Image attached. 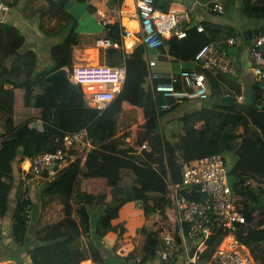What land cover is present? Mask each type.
Returning a JSON list of instances; mask_svg holds the SVG:
<instances>
[{
	"label": "trees",
	"instance_id": "16d2710c",
	"mask_svg": "<svg viewBox=\"0 0 264 264\" xmlns=\"http://www.w3.org/2000/svg\"><path fill=\"white\" fill-rule=\"evenodd\" d=\"M157 2L166 10L172 0ZM241 6L247 18L264 19V0H242ZM28 8L31 9L30 15H37L40 19L38 28L51 38L50 64L38 69L33 60L29 79L8 78L6 83L9 86L0 85V209L6 210L8 199V186L2 178L11 170L14 172L12 167L19 154L23 161L40 151H55L62 145L63 130L83 127H88L93 147L83 159L72 161L50 182L49 190L61 196L64 206L60 219L34 228L30 224L28 209L32 200H18L7 234L0 230V256L12 249L26 251L32 264H75L88 257L82 247L74 245L83 238L89 257L96 264H108V257L92 238V227L95 226L100 237L111 230L116 233L112 250L117 254L118 262L125 263L128 259L117 252L128 242V228L123 222L111 221L119 216L122 205L143 199L145 223L138 229V234L145 236L146 240L141 263L161 264L159 232L163 227L159 223L160 215L172 207L168 178L181 180L183 164L206 154L221 153L225 157L224 151L230 150L241 157L243 146L249 141L264 147L259 130L239 110V103L216 105L217 94L241 96L242 71H205L210 99L204 102L198 113L185 112L160 125L157 115L164 99L153 92L149 73L144 69L138 81L137 105L153 117L156 129L151 130L148 141L151 151L135 161L131 155L142 140L129 143L127 137L131 131L122 132L119 124L123 103L128 98L126 85L102 112L88 104L83 92L69 98L60 95L46 76L58 68L73 65L72 32L76 19L63 0H46L36 7L33 0H28L25 10ZM225 28L228 36L239 38L240 34L233 27ZM26 40V35L15 24L6 22L0 27V51L3 50L6 57L20 54ZM138 50L143 54V47ZM34 86L42 87L43 92L34 94ZM257 102H262L259 93ZM33 108H40V116L48 122L42 131L31 129L26 123L33 115ZM231 186L233 200L246 217V224L239 228V237L249 246L254 258L264 264V177L236 170ZM106 188L102 193L101 190ZM43 192L45 198L46 190ZM96 197L100 205L92 208L88 202ZM73 200L81 201L80 205L73 208ZM153 202L157 207L154 208ZM94 215L96 220H93ZM161 222L169 227L165 220ZM169 230L178 237L181 245L177 224ZM5 238L9 239L5 241ZM220 240L221 235H211L199 253V259L210 258ZM182 260L177 257L172 264H183Z\"/></svg>",
	"mask_w": 264,
	"mask_h": 264
},
{
	"label": "crops",
	"instance_id": "0c3cea01",
	"mask_svg": "<svg viewBox=\"0 0 264 264\" xmlns=\"http://www.w3.org/2000/svg\"><path fill=\"white\" fill-rule=\"evenodd\" d=\"M27 1L28 0H20L17 5L5 15H2L0 13V27H2L3 24L6 22L15 24L26 35L27 40L36 43L40 47V49L37 50V56H35L34 58V61L36 62V67L38 66V69H40L50 64L49 52L48 50H43V46L41 45V43L49 44L51 42V38L46 36L38 28L40 20L38 16L30 15V8L25 10ZM63 1L66 5L67 10L76 19V27L75 30L72 32L73 63L78 58L82 63L77 64H126V87L128 98L123 103V110L119 116L120 130L131 131L133 129H139L142 131V133L140 132V134H133L131 132V135L127 137V141L129 143L134 140L133 138H136L134 141L142 140V143L150 144L148 141L152 136V131L154 130V128L156 129V124L154 122L155 120L153 119V117L151 115H148L142 106L137 105L139 93L138 81L144 69L147 70L149 73V82L153 92L155 94H160L164 99V101L160 104L161 112H159V115H157V123L160 125L166 120L178 117L185 112L198 113L201 107L203 106L204 102L210 99L209 96V98L205 100L190 99L183 101L176 100V102H173L171 101L169 96H166L162 92H156L154 88V84L158 81L154 74H173V76L176 77V87L179 89L187 88V82L185 78L181 76V71L184 68L194 69L197 71L204 69L194 58L196 51L203 44L214 43L215 45H217L218 49H221L223 52H227L229 54L232 53L231 55H237L239 57V66L236 70L242 71V77L244 75H247L248 73H253V54L249 53V47L250 43H252L253 38L259 33L260 27L264 25V19H257L259 22L263 21V23L260 22L258 24V21L255 20L256 18H247L242 13V0H224V13H217L215 11H211L205 6L194 3L193 0H172L170 6L174 5L178 7V9H180L181 11H184L187 7L189 8L187 11V16H185L181 21V26L187 30L188 35L182 38L177 37L173 34L169 35L166 37L164 45L159 49L148 48L143 45L140 41V21L136 15L135 0ZM44 2H46V0H43V2L41 3ZM83 4H85V6ZM119 4L126 8V16L122 19V23L117 21L112 23L113 25L111 24L110 27L109 25L105 26L103 23H101L98 11H102L107 15H111ZM37 5L39 4H35V7ZM95 20L97 21V24L95 23ZM47 22H50V20ZM51 23H54V20H51ZM199 24H202L204 26V30H197V25ZM96 25H98L99 27L102 26L103 28L100 27L101 29H98V26L96 27ZM123 25L130 28V30L132 31L131 36L127 38H124L122 36ZM225 27H233L240 34L239 38L235 39L233 38V36H228V29H226ZM232 38L234 39V42L230 43L229 40ZM97 39H109L110 42L108 44H99L97 43ZM29 45L30 48H26L24 51H22V53L12 55L11 57L16 58L14 60L10 56L6 57L4 55L3 50L0 51V85L5 84V86H9V84L6 83L8 78H6L5 82L1 81L2 76H4L5 74L7 76H10V79L22 80L19 73H17L16 75H14V73L15 70L18 71L19 68L24 69L26 66H28V64H30L33 58L32 48L34 49V45ZM139 47H143V54L142 51L138 50ZM133 53L136 56H133ZM7 58L10 59V64L7 63ZM150 61H155V63L151 64ZM16 62L20 64V67H16L14 65ZM37 62L39 64H37ZM66 68L68 69V67ZM205 71L211 70L204 69L200 72L205 73ZM106 87H110V85H106ZM81 90L83 94H85V97L88 100V104L90 106H93L88 99V94L82 88ZM33 92L34 94L42 93L43 88L34 86ZM32 112L33 115L27 120L33 118H42L40 116V108H33ZM1 140L2 139H0V142ZM137 150L132 153V160L137 161L144 157L143 154L145 153L142 154ZM24 160L21 161L22 175L24 174L22 166ZM16 161H18V159ZM16 161L13 164L14 167ZM69 164L70 163H68L67 165ZM67 165H64V168ZM253 173L254 172L249 171V173L247 174L253 175ZM2 179L5 181V177H3ZM106 190L107 188L104 189V191ZM49 192H51L52 195L56 194L54 191L49 190L48 187L45 192V197H48ZM31 199L32 201H35L33 197H31ZM17 202L18 200L16 201L15 205H17ZM136 202L138 206L137 211L142 214V217H145L143 199L138 200ZM33 206L36 208V205L34 203H32V207ZM123 206L124 205H122V207ZM122 207L120 208L119 216L113 219L111 222H123L128 228V232L126 234V236H128L126 237L128 239V242L124 245L120 252H117L120 253L122 257L127 258L128 260L125 261V263L118 262L117 254L114 253L112 250V247L115 243V236L111 237V233H109L110 231L107 232V234H105L104 236L100 237L97 234L96 227L94 226L92 227V238L103 250L105 256L108 257L106 259L108 264H142V255H139L140 253L138 244L140 241L145 243L144 241L146 240V238L142 234H138L139 230L136 229L141 227L144 218L139 220V218H137L138 216H132L129 217L127 221L122 220ZM0 210L1 213H5L6 211H2V209ZM163 212L165 213L163 216H161L160 214L158 215H160V217H162V219L165 220L167 224H169V227H172L173 225L177 224V212L175 211L173 205L171 208L169 207ZM63 214L64 212L57 219H51L50 213L45 216V219L48 221L41 224L40 221H44L41 218L43 216V213L41 214V212L36 211L31 217L32 219L30 221V224L34 228H37L46 223L57 221L63 216ZM96 217L97 216L94 215L93 220H96ZM161 220L159 221V223L163 227L162 229L167 228L169 230V227L167 225H164ZM131 224L132 228L130 227ZM1 230L3 231L5 229L2 228ZM133 236L135 237V240H133ZM180 237V252L183 259L182 261H185L184 258L187 255L193 254L192 251L196 243H193L184 234L180 235ZM8 239L9 238H7V240ZM82 239L78 240V242L74 245L82 247L88 255L87 259L82 260L83 264H96L89 257V253ZM143 243L141 244L142 247ZM0 264H32V261L26 251L16 252L10 249L5 255L0 256Z\"/></svg>",
	"mask_w": 264,
	"mask_h": 264
},
{
	"label": "built area",
	"instance_id": "2783aa9c",
	"mask_svg": "<svg viewBox=\"0 0 264 264\" xmlns=\"http://www.w3.org/2000/svg\"><path fill=\"white\" fill-rule=\"evenodd\" d=\"M20 0H0V13L10 12ZM217 13L225 12L224 0H193ZM157 0H135L136 15L140 21V41L151 49H159L169 35L186 37L188 32L181 26L182 19L187 16L188 7L181 11L171 5L164 10ZM100 22L105 26L121 22L126 16V8L119 4L111 15L98 11ZM122 36H131L132 31L122 26ZM197 30H204L202 24ZM109 39H97L99 44H108ZM230 43L234 39L229 40ZM253 54V74L257 94H261L264 104V25L251 43ZM194 58L206 70H236L239 57L223 52L214 43L203 44L195 53ZM154 64L155 61H150ZM72 81L88 94L93 107L100 112L124 90L127 82V67L107 64H74L68 68ZM154 84L156 92H162L175 100L208 99L206 74L194 69H182L181 76L187 82V88L179 89L175 85L173 74H158ZM110 85V87H106ZM167 106V105H164ZM30 128L42 131L48 122L43 118L26 121ZM62 145L55 151H40L24 160L23 173L34 177L55 176L64 169V165L84 158L93 147L88 127L78 130L62 131ZM1 139V138H0ZM152 146L142 143L138 151L147 153ZM226 159L221 153L206 154L183 164L182 178L174 181L168 178V191L172 205L177 212L176 222L180 235L184 234L194 245L193 254L184 258V264H260L253 256L249 246L238 234L239 228L246 224V217L233 200V189L229 182ZM30 209V204L28 205ZM211 235H218V242L210 258L199 259L197 254L202 251ZM159 252L161 264H172L177 257H182L178 237L167 228L159 232ZM75 264H83L77 262Z\"/></svg>",
	"mask_w": 264,
	"mask_h": 264
},
{
	"label": "rangeland",
	"instance_id": "374dc122",
	"mask_svg": "<svg viewBox=\"0 0 264 264\" xmlns=\"http://www.w3.org/2000/svg\"><path fill=\"white\" fill-rule=\"evenodd\" d=\"M33 1H34V5L40 4L41 2H43V0H33ZM83 5L85 6V4H83ZM255 20L258 21L257 19H255ZM260 22L263 23V21H260ZM260 22L258 21V24ZM95 23L97 24L96 20H95ZM49 25H51V24H49ZM97 26L98 25H96V27ZM100 27H102V26H100ZM100 27L98 26V29H101ZM29 44L34 45V49L32 48L33 49L32 51L34 52V53H32L33 58L31 60L30 64H28V66H26L24 69L19 68L18 71L15 70V73H14V75L19 73L22 80H27L31 77L30 71L32 68V61L34 60L35 56H37V54H38L37 50L40 49V47L36 43H34L30 40H27L25 45L19 51V53H22V51H24L26 48L27 49L30 48ZM41 45L43 46V50H49V48L51 47V42L49 44L48 43H44V44L41 43ZM249 53L252 54L251 43H250V47H249ZM230 54H232V53H230ZM11 56L12 55H10V57ZM11 58L13 60L16 59L15 57L14 58L11 57ZM7 63L10 64V59H8V58H7ZM77 63H82V62H80V60L77 58L73 64H77ZM37 64H39V63L37 62ZM14 65L16 67H20V64H18L17 62ZM9 77L10 76H7L5 74L4 76H2L1 81L5 82L6 78H9ZM121 131L123 132L124 130H121ZM131 132L133 134L134 133L140 134V132L142 133V131L139 129L138 130L133 129V130H131ZM133 139L135 140L136 138H133ZM134 140L131 141L132 144L135 143ZM224 155H225V158L227 160L226 168H227L228 178H229L230 184L233 180V174L236 170H239L241 173H244V174H247V173H249V171H251V172H254L253 173L254 176L264 177V147L263 146L262 147L257 146L255 143L249 141L248 143H246L243 146L241 157H239V156L237 157L230 150L224 151ZM21 158H22V155L19 154L17 156L18 161H16L15 167L14 166L12 167V168H15L14 172H12V170L10 171V169H9L10 172L7 175H5V182L8 186V188H7L8 199H7V203H6V212L1 213V210H0V213H1L0 214V230L2 228L5 229L3 231L1 230L3 232V234H7V232H8L9 225L11 224V217H12V214L15 210V207H16L15 204H16L17 200H20V199L22 200V199H27V198L31 199V197H33V199L35 201H32V203H34L36 205V208L34 206L32 207L30 205V209H29L30 221L32 219L31 217L33 216V214L36 211H39V212H41V214L43 213V216L41 218L44 221H40L41 224L48 221L45 219V216H47L48 214L51 213V215H50L51 219H57L64 212V206L61 202V196L59 194L52 195V193L49 192L48 197L44 198V192L43 191L46 190L50 186V182L55 178L52 176L49 177L46 175L44 177H34L30 173H26V174L22 175V173H21ZM249 175H251V174H249ZM49 179H51V180H49ZM12 187H14V188H12ZM103 191L104 190L102 189L101 192L103 193ZM80 202L81 201H76V200L74 201L73 200V202H72L73 208L79 206ZM156 202L155 203L153 202L154 208L157 207V206H155ZM88 204L92 208L95 206H99L100 205L99 199L97 197L94 199H91L90 202H88ZM137 208H138V206H137L136 201H130L127 204H124V206L121 209L122 220L127 221V219L129 217L138 216L137 218H139V220L144 218L143 222L141 224V226H143L145 223V217L141 216L142 214L139 211H137ZM132 224H133V222H132ZM132 224L130 225L131 228H132ZM138 229H136V230H138ZM109 233H111V237L115 236V240H116V237H117L116 233L112 230ZM5 240H7V238H5ZM142 243L143 242L140 241L138 244L139 253H140V254L139 253L138 254L140 256L144 254L143 247L141 246ZM143 245H144V243H143ZM137 252H138V250H137Z\"/></svg>",
	"mask_w": 264,
	"mask_h": 264
},
{
	"label": "water",
	"instance_id": "95a60500",
	"mask_svg": "<svg viewBox=\"0 0 264 264\" xmlns=\"http://www.w3.org/2000/svg\"><path fill=\"white\" fill-rule=\"evenodd\" d=\"M253 72V71H252ZM46 80L64 97H72L75 93H82L79 85L72 81L66 67H61L49 73ZM239 103V110L243 112L251 123L259 130L264 140V104H258L256 82L253 73L242 77V93L240 97L230 94H217V106H229Z\"/></svg>",
	"mask_w": 264,
	"mask_h": 264
}]
</instances>
